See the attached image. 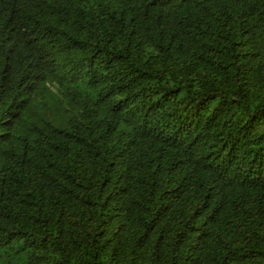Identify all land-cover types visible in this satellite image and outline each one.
Masks as SVG:
<instances>
[{
    "label": "trees",
    "instance_id": "1",
    "mask_svg": "<svg viewBox=\"0 0 264 264\" xmlns=\"http://www.w3.org/2000/svg\"><path fill=\"white\" fill-rule=\"evenodd\" d=\"M0 264H264V0H0Z\"/></svg>",
    "mask_w": 264,
    "mask_h": 264
}]
</instances>
